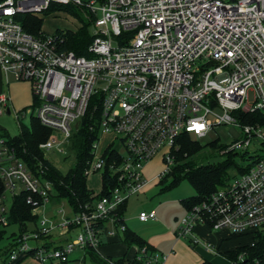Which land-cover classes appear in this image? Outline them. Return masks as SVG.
Returning <instances> with one entry per match:
<instances>
[{"label":"built area","instance_id":"obj_1","mask_svg":"<svg viewBox=\"0 0 264 264\" xmlns=\"http://www.w3.org/2000/svg\"><path fill=\"white\" fill-rule=\"evenodd\" d=\"M53 5L87 12L90 57L60 49L63 40L56 33L41 30L33 36L18 21L20 15L40 17ZM0 71L31 82L36 104L22 117L30 115L50 131L39 145L44 159L50 150L64 155L80 120L90 109L99 113L98 139L84 175L99 174L101 189L93 194L87 188L90 201L77 210L61 200L56 215L40 212L57 195L42 164L32 173L0 129V200L26 191V204L38 217L32 230L15 236L9 263L23 257L37 264L66 263L76 249H97L102 235L111 239L123 233L119 209L147 185L144 165L161 152L164 169L156 179L167 175L182 133L202 138L214 126H234L242 140L227 153L252 140L264 148V125L233 115L256 112L264 120V0H0ZM7 100L0 93V107L9 114ZM103 135L112 141L99 152ZM116 142L118 148L112 147ZM0 212L5 226V205ZM137 219L145 223L156 216L140 212ZM198 225L233 235L264 234V154L190 205L180 220L177 238L214 252L196 235ZM74 230L76 236L65 244L46 246V238ZM134 260L163 264L166 256L144 245L137 246Z\"/></svg>","mask_w":264,"mask_h":264},{"label":"trees","instance_id":"obj_2","mask_svg":"<svg viewBox=\"0 0 264 264\" xmlns=\"http://www.w3.org/2000/svg\"><path fill=\"white\" fill-rule=\"evenodd\" d=\"M54 11L65 12L76 16L77 18H79L80 12L87 15V12L83 8L71 5H53L50 7L49 12L45 15ZM18 21L26 32L33 36L39 35L42 23L41 18L32 15H20L18 17ZM90 25L91 23L88 20V23L86 25H82V27L76 32L56 31L55 33L63 40L60 49L70 51L76 56L90 57L87 51V48L93 39L92 35L87 31ZM233 115L239 116L243 123L249 124L254 121H258L264 125V120L261 115L256 112L247 114L233 112ZM98 117V111L90 109L80 120L77 130L73 133L70 139V148L74 151L76 164L65 174L61 173L50 162L44 159L43 152L39 149V145L48 139L50 131L43 127L35 118H31L28 127L20 126V133L18 136L9 138L11 145L17 151V155L27 165L32 173L36 174L39 163L42 164L41 166L42 169H44V177L53 182L54 189L57 192V195L53 197V200H66L74 210H77L80 205L83 206L90 201L89 192L86 187L84 170L86 168V162L91 159L90 151L92 145L98 139ZM176 145L178 146V150L175 152V164L172 166L170 172L159 180L158 184L161 185L164 190H167L177 185L182 179L187 180L195 190L196 195L192 198L182 199L180 202L185 208H189V206L197 202L199 198H202L225 184L227 180L223 178V175L227 165L194 167L192 164L187 163L186 159L192 154L198 152L200 149L198 144L193 142L189 133H182L177 138ZM241 172L242 169L240 173ZM169 177L171 178V183L166 187L165 181ZM105 192L106 186L104 185V193ZM3 195L4 185L0 179V198ZM26 196V191H21L19 194L13 196L6 215L7 223L3 226L0 222V242L6 235V227L10 225H16L18 227L17 233H13L9 237L11 242L9 243V247L6 249V253L8 255L14 248L15 236L28 231L29 224L35 226L37 223L38 217L32 214V207L26 204ZM4 205V201L0 200V209ZM125 208L126 203H124L119 209V217L123 224V214ZM1 216L2 213L0 212V218ZM122 235L125 243L128 245L134 244L138 247L145 245L136 234L128 231L127 229ZM232 236L236 238L248 237L250 242L247 245L238 246L235 250L225 254L226 259L229 260L231 264H264V234H232ZM51 245V243H46L47 247ZM90 255L92 256V253ZM240 255H243L242 260H239ZM62 264L68 263L66 262ZM103 264H107V262L104 261ZM115 264L138 263L133 259L128 262L118 260ZM201 264L211 263L204 261Z\"/></svg>","mask_w":264,"mask_h":264},{"label":"rangeland","instance_id":"obj_3","mask_svg":"<svg viewBox=\"0 0 264 264\" xmlns=\"http://www.w3.org/2000/svg\"><path fill=\"white\" fill-rule=\"evenodd\" d=\"M39 18L42 19L41 30L46 34H53L56 31L76 32L82 27V25H86L88 23V16L81 12L79 13V18L60 11H54L48 15L44 14ZM87 31L89 34H92L91 25L88 27ZM6 79L8 83H6ZM0 93L6 94L8 98L7 107L10 108V113L8 114L3 107H0L3 111L0 116V129L2 134L9 138L18 136L20 133V126L28 127L31 120L30 115H26L25 117H22V115L27 110L34 108L36 104L31 82L15 81L11 75L5 77V75L0 71ZM252 99V94L250 93L249 101L251 102ZM15 115L17 118L14 117ZM72 129L75 130V124L72 125ZM191 137L193 142H196L200 149L198 152L188 157L186 162L192 164L194 167L227 165L223 175V178L227 181L232 179V177L237 176L241 169L250 165L256 157L264 154L263 146L256 140H252L246 148H239L234 152H231V154H228L227 151L233 143L242 140L240 129L234 126H214L205 137L198 138L194 134H191ZM111 141L112 136H101L98 142V151L102 152L106 150ZM112 147L118 148V143H113ZM121 154L123 155V151H121ZM45 155L46 159L49 160L52 165L63 174L72 169L76 164V157L70 146H66L64 155H61L54 150L46 152ZM146 165L147 164L144 166ZM150 165L153 171L158 174L163 171L164 166L161 152H158L151 160ZM143 176L145 179V174H143ZM170 183L171 178L169 177L165 181V186H169ZM86 186L91 193H99L101 189L100 175L94 174L87 177ZM195 195V190L185 179H182L177 185L167 190H164L161 185L156 183L155 185L147 188L144 194L131 197L128 200L125 218L133 217L134 219L140 212H156L159 208V214L163 220L167 224L170 222L172 223L174 222V213L176 209L182 210L180 201L182 199L192 198ZM63 203L65 202L51 199V203L44 205V208H41L40 212L46 215H51L52 213L55 214V209H58ZM9 204L10 196L6 194V211L9 210ZM62 206L66 209L65 204ZM131 221L135 222V220ZM32 227L33 225H28V229H31ZM134 227L135 226L130 225V229L135 231L136 228ZM17 231L18 227L16 225H10L5 228L6 235L0 242V261L3 259L6 261L8 260L6 249L9 247V243L11 242L9 237L11 234L17 233ZM75 236L76 233L72 235V238ZM241 243L248 244L249 239H244ZM28 244L30 246L36 245L34 241H29Z\"/></svg>","mask_w":264,"mask_h":264},{"label":"crops","instance_id":"obj_4","mask_svg":"<svg viewBox=\"0 0 264 264\" xmlns=\"http://www.w3.org/2000/svg\"><path fill=\"white\" fill-rule=\"evenodd\" d=\"M150 163L151 161L148 162L143 168V174H145V179L148 181V183L144 187L142 193H139L135 196L144 194L147 188L159 182V180L156 179L158 173L153 171ZM181 206L182 210L176 209L174 213V222H170L168 224L159 214V208L156 210V212L151 211L155 213L156 219L145 223L140 222L137 219L138 215L134 219L133 217L125 218V208L123 214L124 225L128 231L136 234L152 252L165 255L166 260L163 264H201L204 261L211 264H231V262L226 259L225 254L235 250L238 246L247 245L242 244L241 242L244 239H249L248 237L236 238L233 237L232 234L227 230L212 231L206 226L202 225L196 226L195 233L202 242L210 245L214 252H209L203 244L193 246L190 244L188 239L177 238L176 231L178 229L179 222L186 215L187 211V208H185L182 204ZM131 220H135V222H132ZM130 225L135 226V231L130 229ZM33 228L34 226L28 230L30 231ZM75 233H77V230H74L61 238L48 237L45 239V241L46 243H51L52 247H56L65 244L68 240H71L72 235ZM122 234L123 233L117 232L116 236L111 239H108L102 235L100 246L97 249H76L69 256L67 263L103 264L104 261L107 262L108 260L114 263L118 260H123L124 262L133 260L136 254L137 246L134 244H126ZM91 253L94 258L90 255ZM0 264L37 263L32 257H23L14 263H8V261L3 259L0 261Z\"/></svg>","mask_w":264,"mask_h":264}]
</instances>
